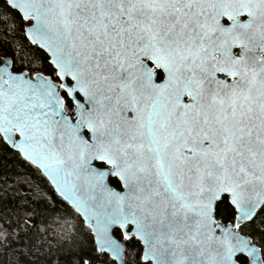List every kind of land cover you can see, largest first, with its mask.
Listing matches in <instances>:
<instances>
[{"label":"snow or ice","instance_id":"1","mask_svg":"<svg viewBox=\"0 0 264 264\" xmlns=\"http://www.w3.org/2000/svg\"><path fill=\"white\" fill-rule=\"evenodd\" d=\"M0 264H264V0H0Z\"/></svg>","mask_w":264,"mask_h":264},{"label":"trees","instance_id":"2","mask_svg":"<svg viewBox=\"0 0 264 264\" xmlns=\"http://www.w3.org/2000/svg\"><path fill=\"white\" fill-rule=\"evenodd\" d=\"M54 219L59 221L58 225L57 224L51 225V227L54 229V234L59 232L67 233L68 231L71 230L72 225L77 223V221L71 219L59 220V217H55Z\"/></svg>","mask_w":264,"mask_h":264}]
</instances>
